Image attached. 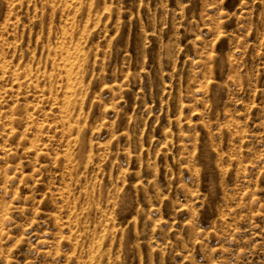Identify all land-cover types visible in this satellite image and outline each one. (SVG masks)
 <instances>
[{"label": "rangeland", "instance_id": "obj_1", "mask_svg": "<svg viewBox=\"0 0 264 264\" xmlns=\"http://www.w3.org/2000/svg\"><path fill=\"white\" fill-rule=\"evenodd\" d=\"M0 264H264V0H0Z\"/></svg>", "mask_w": 264, "mask_h": 264}]
</instances>
